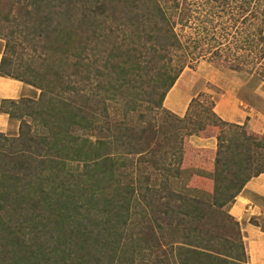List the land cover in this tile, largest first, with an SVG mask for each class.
<instances>
[{
    "label": "trees",
    "instance_id": "1",
    "mask_svg": "<svg viewBox=\"0 0 264 264\" xmlns=\"http://www.w3.org/2000/svg\"><path fill=\"white\" fill-rule=\"evenodd\" d=\"M0 39V75L39 91L1 103L18 132L0 133V264H248L228 209L264 135L201 95L182 118L163 101L207 55L261 66L264 0H0ZM209 126L212 171L185 167Z\"/></svg>",
    "mask_w": 264,
    "mask_h": 264
},
{
    "label": "crops",
    "instance_id": "2",
    "mask_svg": "<svg viewBox=\"0 0 264 264\" xmlns=\"http://www.w3.org/2000/svg\"><path fill=\"white\" fill-rule=\"evenodd\" d=\"M3 51L4 42L0 39V63ZM247 76L242 75L241 71L233 70H208L206 74H202L199 70L195 72L185 69L166 94L163 108L182 118L192 99L207 91L213 94V112L220 120L243 126L248 133L262 136L264 80ZM208 84L213 90H209ZM38 96L39 91L32 86L0 75V133L15 136L18 132V124L13 125L12 120L4 113L2 101H18L21 98L34 100ZM13 131L16 132L15 135ZM216 137L215 131H211L208 135L201 132L187 138L184 142V161L190 157L187 150L191 148L193 151L195 149L215 154ZM228 212L240 225L248 264H264V173L252 178L244 186Z\"/></svg>",
    "mask_w": 264,
    "mask_h": 264
},
{
    "label": "rangeland",
    "instance_id": "3",
    "mask_svg": "<svg viewBox=\"0 0 264 264\" xmlns=\"http://www.w3.org/2000/svg\"><path fill=\"white\" fill-rule=\"evenodd\" d=\"M240 21H238L236 24V26H241L240 24H238ZM230 31V30H229ZM235 31V29H232V33ZM230 47H232V44H230ZM261 66L260 64H256V62H249L244 66V70L246 71H241L242 75L247 76L248 74H252V75H248V76H253L254 79H258V80H264V59L261 62ZM260 66V67H259ZM256 68H259L258 70H256ZM188 70L191 71H198L201 72L202 74H206V72L209 71H226V70H230L228 69L227 64H224V62H219V60L217 59H212L209 57V55H207L206 58L204 59H199L197 62H193L191 69L190 68H186ZM200 69H205L204 71H200ZM256 70V72H255ZM240 72V71H238ZM259 74L262 76H259ZM247 76V77H248ZM207 87L209 88V90H213L212 86L210 84L207 85ZM213 97V94L210 92H204L201 93V97L200 102L203 103L204 108L209 106V103L211 102V99ZM166 116L163 114L158 115V125H162L163 124V120ZM18 121L16 119H14L12 121V124L17 126ZM245 129V128H244ZM211 131H215V134L217 136L219 130L216 127H211L209 126L204 132H202L205 135H208L211 133ZM15 132V131H13ZM16 134V132L14 133V135ZM187 140V139H185ZM192 149V148H191ZM187 150L189 153V158L188 160H185L184 165L187 168H194V169H204L205 171H212L213 168V163H214V158H215V154H209L207 151L205 152H199L197 150L194 149L193 150ZM193 181V180H192ZM194 187H198L201 188L203 190L209 189L211 187V183L209 181H205V180H198V181H193L191 183ZM239 224V223H238ZM240 228V225H239ZM241 230V229H240ZM242 234V233H241Z\"/></svg>",
    "mask_w": 264,
    "mask_h": 264
}]
</instances>
